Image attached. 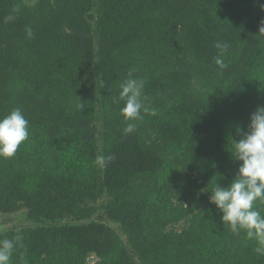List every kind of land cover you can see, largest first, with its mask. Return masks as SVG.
I'll return each mask as SVG.
<instances>
[{
	"label": "trees",
	"instance_id": "1",
	"mask_svg": "<svg viewBox=\"0 0 264 264\" xmlns=\"http://www.w3.org/2000/svg\"><path fill=\"white\" fill-rule=\"evenodd\" d=\"M261 5L0 0V118L29 121L0 158V213L30 222L0 231L23 238L10 264H264L209 203L238 171L237 129L264 107ZM129 72L149 109L135 121L114 100ZM100 155L113 159L101 168Z\"/></svg>",
	"mask_w": 264,
	"mask_h": 264
},
{
	"label": "clouds",
	"instance_id": "2",
	"mask_svg": "<svg viewBox=\"0 0 264 264\" xmlns=\"http://www.w3.org/2000/svg\"><path fill=\"white\" fill-rule=\"evenodd\" d=\"M264 9V5H261ZM18 12L19 9H13ZM9 15L6 21L13 20ZM259 33L264 34V20L261 22ZM28 38L33 37L32 29H25ZM215 47L222 52L226 51V43H216ZM215 64L220 70L226 67L222 55L215 58ZM129 78L120 85L119 97L115 102L123 100L124 106L120 109L125 121L142 119L141 112L148 113L145 106L143 89L145 82L142 79ZM151 115L156 113L152 111ZM135 125L128 123L124 129L125 134L134 131ZM242 138L234 140V160L240 162L235 177L227 187L216 184L209 192V203L215 205L221 215L223 224L229 226L233 234L239 235L243 231L247 239L257 242L255 252L264 255V215L255 205L264 204V107H257L250 116L248 131L237 129ZM29 138V121L20 108L13 109L8 115L0 118V158H13L22 143ZM113 159L112 156H97L94 163L103 168ZM22 236L16 235L14 239L0 240V264H10L15 249L22 246Z\"/></svg>",
	"mask_w": 264,
	"mask_h": 264
},
{
	"label": "rangeland",
	"instance_id": "3",
	"mask_svg": "<svg viewBox=\"0 0 264 264\" xmlns=\"http://www.w3.org/2000/svg\"><path fill=\"white\" fill-rule=\"evenodd\" d=\"M29 223L30 222L26 220L24 210L9 214L0 213V231L9 227H21Z\"/></svg>",
	"mask_w": 264,
	"mask_h": 264
},
{
	"label": "water",
	"instance_id": "4",
	"mask_svg": "<svg viewBox=\"0 0 264 264\" xmlns=\"http://www.w3.org/2000/svg\"><path fill=\"white\" fill-rule=\"evenodd\" d=\"M88 261H89V262H92V261H93V256H89V257H88Z\"/></svg>",
	"mask_w": 264,
	"mask_h": 264
}]
</instances>
